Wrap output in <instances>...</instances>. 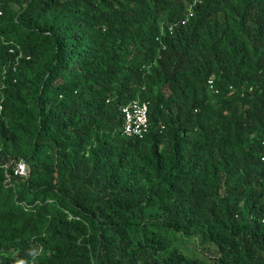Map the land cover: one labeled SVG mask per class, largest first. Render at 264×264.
<instances>
[{
	"label": "trees",
	"instance_id": "obj_1",
	"mask_svg": "<svg viewBox=\"0 0 264 264\" xmlns=\"http://www.w3.org/2000/svg\"><path fill=\"white\" fill-rule=\"evenodd\" d=\"M0 3V264H264V0Z\"/></svg>",
	"mask_w": 264,
	"mask_h": 264
},
{
	"label": "built area",
	"instance_id": "obj_2",
	"mask_svg": "<svg viewBox=\"0 0 264 264\" xmlns=\"http://www.w3.org/2000/svg\"><path fill=\"white\" fill-rule=\"evenodd\" d=\"M3 15V9L0 3V16ZM11 52H16L15 48H11ZM23 53L19 54V58L23 57ZM29 58V57H28ZM123 115V130L128 136L144 137L149 130V102L139 98L130 101L121 107ZM262 160L264 161V141ZM16 173L20 175L27 174V165L22 160L16 166Z\"/></svg>",
	"mask_w": 264,
	"mask_h": 264
},
{
	"label": "rangeland",
	"instance_id": "obj_3",
	"mask_svg": "<svg viewBox=\"0 0 264 264\" xmlns=\"http://www.w3.org/2000/svg\"><path fill=\"white\" fill-rule=\"evenodd\" d=\"M178 242L184 246V251L185 249H189V250H195V249H199L201 250L202 248H198L199 244H198V240L194 237H190V236H186L183 234H179ZM201 251H205V253H208L207 250H201Z\"/></svg>",
	"mask_w": 264,
	"mask_h": 264
}]
</instances>
